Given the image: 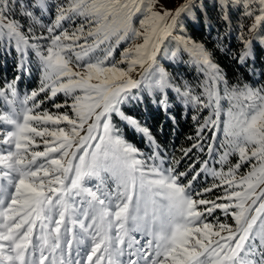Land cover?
<instances>
[{
    "label": "snow or ice",
    "instance_id": "snow-or-ice-1",
    "mask_svg": "<svg viewBox=\"0 0 264 264\" xmlns=\"http://www.w3.org/2000/svg\"><path fill=\"white\" fill-rule=\"evenodd\" d=\"M211 7L227 25L217 30V48L257 74L264 0H212ZM207 8L204 0H184L174 11L163 0H0V50L14 47L20 57L18 74L0 86V264H264V71L253 83L230 82L213 52L184 34L187 17L210 19ZM233 10L239 53L224 43ZM132 40L142 42L117 61ZM30 53L38 87L21 95ZM163 60L190 65L197 82L177 80ZM170 92L194 111L196 134L168 163L130 111L147 95L168 115ZM127 131L142 136L151 154ZM207 141L219 169L192 160ZM201 173L219 183L197 190ZM92 180L95 190L85 186ZM214 190L223 194L206 198Z\"/></svg>",
    "mask_w": 264,
    "mask_h": 264
},
{
    "label": "trees",
    "instance_id": "trees-1",
    "mask_svg": "<svg viewBox=\"0 0 264 264\" xmlns=\"http://www.w3.org/2000/svg\"><path fill=\"white\" fill-rule=\"evenodd\" d=\"M208 4L206 20L203 15L198 14L196 19L187 18L185 20V33L186 36L192 38V40L203 43L204 46L214 54V60L221 66L226 73L230 82H235L236 78L242 77L244 81L253 83L260 79L258 73L264 71V48L257 46L255 48V69L254 74L249 69L241 67L235 60L231 58V55L221 52L216 45L217 30L220 33L226 31L227 25L218 19V10L211 7L212 0H204ZM203 13V9H201ZM239 12L233 10L231 12L232 19V32L231 36L224 40L225 45L228 47L229 53H239L242 49L241 43L237 40L238 30L236 28L237 20L239 19ZM212 24V29L209 30L207 23ZM245 25H248V20L243 21ZM15 48L13 47L9 53L4 50H0V79H10L15 76L16 73V59L17 56ZM183 58H188L187 54H184ZM186 60V59H185ZM251 64V61H249ZM169 72L176 76L177 80L183 78L195 84L197 73L190 65L180 63L173 68L169 69ZM172 92L169 93L170 104L172 105L170 113L168 115L162 109H158L150 99L145 101L144 104L138 108L132 109L130 114L135 115L142 122H146V126L149 127L156 138L157 142L161 145V154L165 157L168 163H171L173 156L176 159H180L183 155L181 149L191 147L193 141L189 140V136H195V122L192 120V111L190 106H186L175 98H171ZM171 116H175L176 123L174 124ZM162 129V131H161ZM126 138L130 143H133L142 152L151 154V148L147 145L145 139L135 134L132 131L126 132ZM207 142L205 143V153L197 152L194 150L192 160H196L197 157L203 162L206 154ZM190 161L188 158L182 160L179 170L185 171ZM199 164L196 165L199 168ZM188 179H191L189 175ZM187 183V180L183 181ZM212 179L207 178L203 173L200 174L198 181L194 182V186L197 190H201L204 187H209L212 184ZM222 192L214 190L213 193L206 194V198L214 199L216 196L221 195ZM220 211L217 210L214 216L220 217ZM220 215V216H219Z\"/></svg>",
    "mask_w": 264,
    "mask_h": 264
},
{
    "label": "rangeland",
    "instance_id": "rangeland-1",
    "mask_svg": "<svg viewBox=\"0 0 264 264\" xmlns=\"http://www.w3.org/2000/svg\"><path fill=\"white\" fill-rule=\"evenodd\" d=\"M56 2H57V0H49V3H51V4H55ZM163 2L165 3V7H166V8H168V9L174 11L176 7H178L181 3L184 2V0H163ZM54 15H55V9L53 8V9H52V15H51V16L45 14V16H44V18H43V19H44V22H45V23H49L50 20L54 17ZM187 18H190V19L193 20V18H192L191 16H189V17H187ZM137 23H138V22H137ZM250 23H251V21L248 20V24H250ZM184 34L186 35L185 32H184ZM140 42H142V41H140V40H132V41H129V42L123 43V44L120 46V48H119V49L116 51V53H115V58H116V60L118 61V60L120 59V52L123 51L124 48L132 47L134 44H136V43H140ZM173 46H174V45H173ZM16 56H17L16 62L19 63V59H20L19 54L16 53L15 57H16ZM30 56H31V59L34 61V63L32 64V69H33V71H34V69L37 68L36 63H35V59H36V58H35L34 53H30ZM183 59H184V58H183ZM185 59L187 60L188 58H185ZM185 59H184V60H185ZM186 60H185V61H186ZM161 63H163L164 65L167 66L168 71H169L170 68H173L174 66L177 65V64L172 63V62L167 61V60H163V61H161ZM120 67L126 68L127 65H126V64H122V65H120ZM16 68H17V66H16ZM33 71H32V74H33ZM140 71H141V70H140L139 68H137L136 72H134V73L132 74L134 79H140ZM17 74H18V73H17V71H16L15 76H16ZM37 75H38V78L35 80V79L33 78V75H31V76L29 77L27 74H25L24 78L20 81L21 89H22L23 91H26L28 88H30V87H32V86L34 85L35 81H38V82H39V72H38V70H37ZM9 81H11V80H9ZM36 87H38V83H37ZM36 87H35V88H36ZM33 89H34V88H33ZM31 90H32V89H31ZM31 90H30V91H31ZM30 91H29V92H30ZM146 97H147L148 99H150L151 102H152V99H153L152 97H148L147 95H145V101L147 100ZM172 97L176 99V96H175V93H174V92H172L171 98H172ZM60 98L63 99L62 95H61ZM141 105H142V104H141ZM3 107H4V101L2 100V101L0 102V108H3ZM47 107H49L53 112L56 111L55 109H52V108H51V105H50V104H48ZM190 108H191V107H190ZM191 111H192L193 114H195L194 111H193L192 109H191ZM207 114H208V112H207V110H205V112L203 113V115L206 116ZM201 119H202V117H201ZM195 134H196V125H195ZM2 138H3V137H0V139H2ZM209 142H211V141H209ZM207 143H208V141H207ZM206 149H207V147H206ZM206 151H207V150H206ZM204 153H205V152H204ZM215 159H218V156H215L214 158H210L209 156H207V155L205 154V158H204V160H208V161H209V165H208V166H209V167H215V168L219 169V168H220V165L214 162ZM231 159H232V161H233V163H234L235 160L237 159V157H232ZM204 160H203V161H204ZM208 176H210V175H208ZM210 177H211V176H210ZM213 181H214V180H213ZM214 182L219 183L218 181H214ZM96 183H97V181L92 180V181L86 183L85 186H86V187H92L93 190H95V185H96ZM113 187H114V185H113ZM219 191L222 192V190H219ZM222 194H223V192H222ZM222 194H221V195H222ZM214 199H215V198H214ZM76 200H77L76 207H77V209H78L79 206H80V205H79V198H76ZM219 211H220V210H219ZM219 214H221L220 217H222V218H220L219 220H220V221H225V216H224V214H223L221 211H220ZM79 218H80V219H83V216L80 215ZM227 222L232 223V221H231V217H230V216L227 218ZM78 229H79V226L77 225V226H76V230H77V232H78ZM88 249H89V248H88ZM36 255H37V257L39 256V254H36ZM73 255H74V252H73ZM123 259L127 260V256H126V257H123Z\"/></svg>",
    "mask_w": 264,
    "mask_h": 264
}]
</instances>
